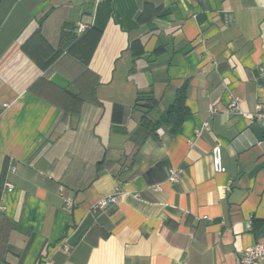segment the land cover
<instances>
[{
    "label": "crops",
    "instance_id": "1",
    "mask_svg": "<svg viewBox=\"0 0 264 264\" xmlns=\"http://www.w3.org/2000/svg\"><path fill=\"white\" fill-rule=\"evenodd\" d=\"M259 104L264 0H0V264H237L264 241Z\"/></svg>",
    "mask_w": 264,
    "mask_h": 264
},
{
    "label": "built area",
    "instance_id": "2",
    "mask_svg": "<svg viewBox=\"0 0 264 264\" xmlns=\"http://www.w3.org/2000/svg\"><path fill=\"white\" fill-rule=\"evenodd\" d=\"M87 29V26L85 24H79V30L85 31ZM231 109L233 111H237L238 108V102L237 100L233 101L231 103ZM211 112L213 113L214 110L212 109ZM247 115V114H244ZM250 117L256 121L262 122L264 124V108L261 104L257 106L256 111L253 114H249ZM204 127L207 129H210V124L208 121L204 123ZM200 133V130L197 132V134ZM212 162H213V168L215 172H225L226 168L223 164V158H222V147L220 145L215 146L212 149ZM182 170L180 168H172L170 170V176L169 181L174 182L177 181L180 177ZM6 185L8 188H12L13 185L10 182H7ZM116 200L115 196H110L108 198L102 199L96 207H103L107 204L109 201ZM74 207V201L68 200L66 203V209L72 210ZM3 210V207H0V212ZM65 250H68L67 244H63ZM264 262V241H258L254 243L251 246L246 247L241 255L237 259V264H262Z\"/></svg>",
    "mask_w": 264,
    "mask_h": 264
},
{
    "label": "trees",
    "instance_id": "3",
    "mask_svg": "<svg viewBox=\"0 0 264 264\" xmlns=\"http://www.w3.org/2000/svg\"><path fill=\"white\" fill-rule=\"evenodd\" d=\"M186 93L185 87L181 88L177 94L175 101L169 105L162 117L156 121V126L161 123L171 124V131L177 133L183 121L189 114V110L185 105Z\"/></svg>",
    "mask_w": 264,
    "mask_h": 264
}]
</instances>
